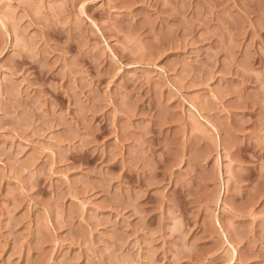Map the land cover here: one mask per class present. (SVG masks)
Masks as SVG:
<instances>
[{
	"label": "rangeland",
	"instance_id": "1",
	"mask_svg": "<svg viewBox=\"0 0 264 264\" xmlns=\"http://www.w3.org/2000/svg\"><path fill=\"white\" fill-rule=\"evenodd\" d=\"M0 264H264V0H0Z\"/></svg>",
	"mask_w": 264,
	"mask_h": 264
}]
</instances>
